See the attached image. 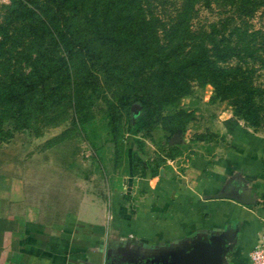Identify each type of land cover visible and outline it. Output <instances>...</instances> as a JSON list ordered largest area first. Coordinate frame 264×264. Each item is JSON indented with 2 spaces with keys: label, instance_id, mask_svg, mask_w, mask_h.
I'll return each instance as SVG.
<instances>
[{
  "label": "crops",
  "instance_id": "0c3cea01",
  "mask_svg": "<svg viewBox=\"0 0 264 264\" xmlns=\"http://www.w3.org/2000/svg\"><path fill=\"white\" fill-rule=\"evenodd\" d=\"M224 121L220 153L149 175L105 173L51 141L1 154L0 264H160L215 237L224 264H246L264 228V128Z\"/></svg>",
  "mask_w": 264,
  "mask_h": 264
},
{
  "label": "trees",
  "instance_id": "16d2710c",
  "mask_svg": "<svg viewBox=\"0 0 264 264\" xmlns=\"http://www.w3.org/2000/svg\"><path fill=\"white\" fill-rule=\"evenodd\" d=\"M195 2L213 3L238 22L223 18L219 27L190 30L185 24ZM149 6V0H9L0 21V57H7L23 35L52 52L28 57L27 69L14 77L0 71V136L3 123L24 128L32 110L46 114L67 100L68 89L74 98L93 87L96 73L104 81L122 82L123 76L136 77L146 62L156 65V73L153 82L141 83L134 99L138 107L130 134L140 131L163 103L184 93L192 78L211 82L217 95L230 99L235 116L257 125L255 100L264 97V81L255 84L242 65L224 63L251 54L240 21L258 7L264 10V0H181L167 23ZM184 45L189 46L183 50ZM101 98L113 115L112 100ZM111 130L116 131L114 125Z\"/></svg>",
  "mask_w": 264,
  "mask_h": 264
},
{
  "label": "rangeland",
  "instance_id": "374dc122",
  "mask_svg": "<svg viewBox=\"0 0 264 264\" xmlns=\"http://www.w3.org/2000/svg\"><path fill=\"white\" fill-rule=\"evenodd\" d=\"M8 3L9 0H0V21L4 6ZM149 3L151 11L157 14L156 18L167 23L181 0H149ZM223 18L229 23L238 22L233 14L230 15L229 11L216 7L213 3L206 6L195 2L187 16L185 27L193 31L208 30L211 24L219 27ZM240 22L244 28L241 36L247 43L246 53L251 54H246L243 61L229 59L224 64L238 63L250 74L255 84L262 83L263 8H256L252 13L243 16ZM18 39L14 50L7 57H0L1 75L5 73L6 77H14L26 70L28 57H34L43 50L52 52L44 46V49H39L36 42L30 44L25 35ZM188 46L184 45L182 49ZM155 73L156 65L147 62L142 64L136 77L123 76L122 82L104 81L96 73L93 87H86L74 98L68 89L69 97L58 108L47 111L46 114L32 110L28 126L14 129L3 123L0 155L35 152L37 148L43 149L46 141H51V144H55L53 153L57 156L77 154L93 165L97 157L105 173L113 170L122 176L134 169V173L141 176L158 172L161 166H170L169 160L182 167V164L197 155L206 157L220 153L227 142L224 119H242L233 114L230 99L217 95L214 86L207 80H188L184 93L163 103L158 112L155 111L146 118L140 131L135 134L128 132L129 122L135 115L134 106L138 107L134 99L141 94V83L153 82ZM101 94L112 100L113 115L107 109ZM124 98L125 102H121ZM255 101L259 111V123L253 130L262 131L264 97L256 98ZM242 123L247 125L243 120ZM112 125L115 126V132L111 130ZM163 125L168 129L163 128Z\"/></svg>",
  "mask_w": 264,
  "mask_h": 264
},
{
  "label": "water",
  "instance_id": "95a60500",
  "mask_svg": "<svg viewBox=\"0 0 264 264\" xmlns=\"http://www.w3.org/2000/svg\"><path fill=\"white\" fill-rule=\"evenodd\" d=\"M218 195L226 196V193H221ZM231 197L235 198L238 201H243L242 197L240 196ZM180 251L183 254L182 257L178 256L177 253L171 254L170 257H168V259H174L170 264H220V240L218 237L210 239L202 238L190 243H184ZM155 262L156 259L153 258L152 263L155 264ZM160 264L166 263L162 262Z\"/></svg>",
  "mask_w": 264,
  "mask_h": 264
},
{
  "label": "built area",
  "instance_id": "2783aa9c",
  "mask_svg": "<svg viewBox=\"0 0 264 264\" xmlns=\"http://www.w3.org/2000/svg\"><path fill=\"white\" fill-rule=\"evenodd\" d=\"M246 264H264V228L250 247Z\"/></svg>",
  "mask_w": 264,
  "mask_h": 264
},
{
  "label": "flooded vegetation",
  "instance_id": "af4514ba",
  "mask_svg": "<svg viewBox=\"0 0 264 264\" xmlns=\"http://www.w3.org/2000/svg\"><path fill=\"white\" fill-rule=\"evenodd\" d=\"M209 239V238H208ZM191 248V247H190ZM182 251H184V250H182ZM185 251H187V250H185ZM223 249H222V246L220 245V251H219V262H220V264H224V262H223ZM177 254H178V256H180V257H182L183 256V254L181 253V251H179V252H177ZM174 259H172V258H169V259H167L166 261H165V263L166 264H170L172 261H173Z\"/></svg>",
  "mask_w": 264,
  "mask_h": 264
}]
</instances>
